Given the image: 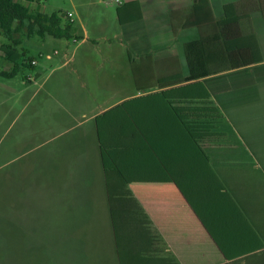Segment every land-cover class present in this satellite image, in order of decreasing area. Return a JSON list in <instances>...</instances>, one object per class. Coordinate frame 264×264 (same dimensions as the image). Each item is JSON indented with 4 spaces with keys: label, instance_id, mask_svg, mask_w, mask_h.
Here are the masks:
<instances>
[{
    "label": "crops",
    "instance_id": "crops-1",
    "mask_svg": "<svg viewBox=\"0 0 264 264\" xmlns=\"http://www.w3.org/2000/svg\"><path fill=\"white\" fill-rule=\"evenodd\" d=\"M137 1L142 20L116 10L113 32L105 13L91 30L72 23L76 45L21 37L12 56L39 51L21 58L22 79L3 74L14 63L0 50L2 237L15 229L21 248L54 230L69 253L50 264H264V141L228 118L264 99V0H209L194 26L195 0ZM229 3L262 60L188 80L185 44L216 37Z\"/></svg>",
    "mask_w": 264,
    "mask_h": 264
},
{
    "label": "trees",
    "instance_id": "trees-1",
    "mask_svg": "<svg viewBox=\"0 0 264 264\" xmlns=\"http://www.w3.org/2000/svg\"><path fill=\"white\" fill-rule=\"evenodd\" d=\"M236 7V3L224 6V15L216 21V37L202 36L200 39L185 44L189 68L188 80L248 66L262 60L260 51L257 50L255 53V48L259 47L256 36L244 34L239 26L240 20L248 18L249 15L242 16L238 12L235 15L230 14L231 8ZM250 7L260 10L257 0H251ZM194 9L196 20L185 26L200 25L208 18H212L209 0H195ZM117 15L121 24L138 23L143 18L141 6L137 0L127 1L118 7ZM72 23L65 20L59 11L50 14L32 11L28 4L22 3L21 0H0V29L8 41L0 50L4 52L7 59L14 63L12 71L3 74L13 76L18 73L21 66H26L25 61H20L23 55L12 56L15 46L20 44L21 35L29 38L35 36L72 38Z\"/></svg>",
    "mask_w": 264,
    "mask_h": 264
},
{
    "label": "rangeland",
    "instance_id": "rangeland-1",
    "mask_svg": "<svg viewBox=\"0 0 264 264\" xmlns=\"http://www.w3.org/2000/svg\"><path fill=\"white\" fill-rule=\"evenodd\" d=\"M123 1V0H122ZM119 3L116 0H42L40 1V9H43L46 13H52L59 11L61 16L65 18V15L72 11L74 13L75 21L74 26L76 28L82 27L85 25L89 30H91L92 16H96L99 14L105 13L110 20L109 29L113 32L115 27H118L117 24L114 26L112 24V19L116 14V10L118 8ZM66 19V18H65ZM68 20V19H66ZM92 34V37L96 36ZM26 38V36L21 35L20 38ZM73 37H80V34L76 32ZM53 43L57 46L61 44H72L76 45L71 39L68 38H51ZM119 40H116L115 43H119ZM39 51L36 48H31L29 52L26 53L27 59L31 56H38ZM4 64V62H3ZM28 71V67H22L18 71V77L23 78L24 72ZM241 108H244L243 110ZM256 109H259L260 112L257 114ZM228 118L235 125L237 132L239 133L241 138L244 140H254L255 142L264 141V132L259 130L257 126L264 125V99L257 104H246L243 107L239 106L236 109H231L229 111ZM36 232V240L34 245L26 244L24 247L19 248L17 245V234L15 229H11L8 236V243H5L4 238L1 234V219H0V264H19L18 257L21 251V254L24 253L26 259L24 260V264H50V251L54 250L57 247V251H61L64 254V258L66 257L67 248L66 244H58L60 243V239H54L55 242L52 243L50 241V235L52 236L54 233L48 229V227H39L35 230ZM7 241V238H5ZM51 243V244H50ZM30 246L32 248H30ZM19 248V249H18ZM66 252V253H65ZM60 254H58L57 259L53 262L54 264H65L60 262ZM22 264V263H21Z\"/></svg>",
    "mask_w": 264,
    "mask_h": 264
},
{
    "label": "built area",
    "instance_id": "built-area-1",
    "mask_svg": "<svg viewBox=\"0 0 264 264\" xmlns=\"http://www.w3.org/2000/svg\"><path fill=\"white\" fill-rule=\"evenodd\" d=\"M41 1V0H40ZM65 18L68 19L70 22L74 21V13L72 11H69L66 15ZM33 63H36V61H33Z\"/></svg>",
    "mask_w": 264,
    "mask_h": 264
}]
</instances>
